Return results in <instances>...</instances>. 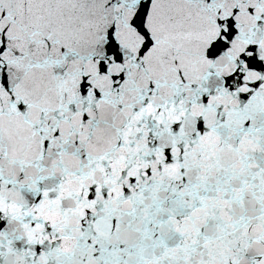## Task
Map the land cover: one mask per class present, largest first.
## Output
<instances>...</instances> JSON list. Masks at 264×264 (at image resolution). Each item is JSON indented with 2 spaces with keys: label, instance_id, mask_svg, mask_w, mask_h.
Masks as SVG:
<instances>
[{
  "label": "snow or ice",
  "instance_id": "1",
  "mask_svg": "<svg viewBox=\"0 0 264 264\" xmlns=\"http://www.w3.org/2000/svg\"><path fill=\"white\" fill-rule=\"evenodd\" d=\"M0 264H264V0H0Z\"/></svg>",
  "mask_w": 264,
  "mask_h": 264
}]
</instances>
